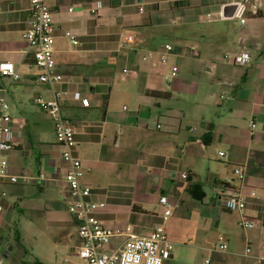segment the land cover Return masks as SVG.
<instances>
[{
    "label": "crops",
    "instance_id": "obj_1",
    "mask_svg": "<svg viewBox=\"0 0 264 264\" xmlns=\"http://www.w3.org/2000/svg\"><path fill=\"white\" fill-rule=\"evenodd\" d=\"M97 1L103 7L91 15ZM229 2L55 0L50 3L53 47L62 80L49 89L37 84L40 71L32 55L23 53L28 1L0 0V62L12 63L19 74L18 81L0 77V98L10 116L25 123L23 131L15 128L6 173L47 177L0 188V251L4 244H17L8 236L15 241L18 213L48 215L57 229L71 231L68 196L60 189L65 173L60 149L48 114L35 104L37 96L50 100L56 94L62 115L75 128V155L84 171L80 182L90 188V201L104 204L94 212L102 226L120 232L128 228L141 237L162 230L174 244L166 264H254L242 255L246 247L253 255L264 248V0ZM124 34L134 39L121 48ZM69 36L78 44H71ZM162 42L173 46L167 58L181 60L192 92H200L185 123L170 117L163 124L148 123L150 110L172 95L163 85L159 56L148 59L144 53ZM239 53L250 56L246 66L224 59ZM118 65L137 75L124 78ZM176 77H169L173 89L182 81ZM150 92L169 97L154 98ZM120 96L132 98V114L115 110ZM237 166L244 170L245 215L256 223L250 230H242L239 215L222 207L225 185H238ZM162 200L173 205L166 221ZM60 208L64 216L58 215ZM219 238L226 250L214 252ZM73 242L70 253L76 256L77 235ZM78 259L75 264H85Z\"/></svg>",
    "mask_w": 264,
    "mask_h": 264
},
{
    "label": "built area",
    "instance_id": "obj_2",
    "mask_svg": "<svg viewBox=\"0 0 264 264\" xmlns=\"http://www.w3.org/2000/svg\"><path fill=\"white\" fill-rule=\"evenodd\" d=\"M27 1V18L22 34L25 43L23 53L32 55L34 66L40 71L37 84L52 89L56 83L62 80V76L55 69L53 47V18L50 3L55 0ZM237 1L230 0L229 4L233 5ZM102 7V3L97 1L89 9V13L95 15ZM72 11V6L67 8V12L71 13ZM138 11L141 12L142 8L139 7ZM251 12L256 14L257 8L252 6ZM244 22L242 17L240 23ZM133 39V35L124 34L119 47L127 46ZM69 40L73 45L78 44L72 36H69ZM173 50V46L165 44L158 49L148 50L145 54L148 59L159 56L160 62L165 64L167 57L173 54ZM224 59L236 66H246L250 62V56L247 53L225 56ZM176 71L177 67L173 64L169 77L174 78ZM121 75L129 79L135 77L137 72L131 68H123ZM0 77L8 78L11 81L19 80V74L10 62H0ZM74 97L80 100L78 94H75ZM219 99L223 100V97L219 96ZM35 104L45 111L51 120L55 142L60 149L61 162L65 167V173L60 181V189L68 196L67 210L73 220L74 231L80 243L76 249V256L85 264H166L174 244L162 230L155 228L148 236L141 237L133 235L128 228L124 232H120L102 226L94 212L102 208L104 204L90 201V188L80 182L84 171L80 159L75 155V128L62 115L58 95L55 94L50 100H43L37 96ZM81 104L86 106V101L81 99ZM23 124V121L15 120L10 116L6 100L0 98V188L4 184H27L47 180L44 174L27 177L6 173L8 164L6 154L13 148L15 128L16 126L20 128ZM250 126L254 128V123L251 122ZM156 129H160V126L156 125ZM218 155L223 156V153L220 152ZM53 173L57 178L60 177L58 169H54ZM233 175L238 185L231 186L232 181L227 183L229 188L222 199V207L228 212H236L239 215L238 226L242 230L253 229L256 223L245 215V201L241 193L244 179L243 167H235ZM181 176L186 178L185 174ZM161 205L164 209L163 220L166 221L171 216L173 205L168 200H162ZM1 214L0 204V216ZM225 250L226 243L222 238H219L213 251L223 252ZM242 256L252 258L254 264H264V248L260 255H253L252 249L246 247Z\"/></svg>",
    "mask_w": 264,
    "mask_h": 264
},
{
    "label": "rangeland",
    "instance_id": "obj_3",
    "mask_svg": "<svg viewBox=\"0 0 264 264\" xmlns=\"http://www.w3.org/2000/svg\"><path fill=\"white\" fill-rule=\"evenodd\" d=\"M161 44L163 46V42ZM173 64L177 67L176 78L182 79L176 86V89H173L172 79L169 78ZM182 66L183 63L180 59H166L163 67V85L171 91L172 95L169 99L159 101V104L150 110L148 123H155L159 120L163 124V122H167V119L164 117L176 118L182 121V123H185L186 115L193 113L195 107L194 102L198 100L200 92L195 93L196 95L192 92V88L189 87L190 79L185 77ZM118 70H121L120 65H118ZM119 73L121 75V71ZM221 96L224 98L223 95ZM114 106L116 111H121L125 115L132 114L135 109L132 98L130 97H117ZM122 106L125 107L124 110L121 109ZM14 119L22 121L19 118ZM20 129L22 131L25 129V123ZM60 209L58 215L64 216L65 209ZM18 214L16 218L18 243H9L7 246L5 244L3 245V250L0 251V264H16L19 262L30 264L34 261L44 262L43 264L80 263V260L70 253V246L74 245L73 241L76 237L71 220H69L72 223L71 231L68 228L59 230L55 227V224L48 215L27 216ZM72 235H74V238H72ZM8 237L11 243H15L12 235L9 234ZM8 240L5 242H9ZM6 247H11L12 249L6 252ZM5 249L6 251H4ZM5 252L7 253L6 256H4Z\"/></svg>",
    "mask_w": 264,
    "mask_h": 264
},
{
    "label": "trees",
    "instance_id": "obj_4",
    "mask_svg": "<svg viewBox=\"0 0 264 264\" xmlns=\"http://www.w3.org/2000/svg\"><path fill=\"white\" fill-rule=\"evenodd\" d=\"M149 96L154 97V98H168L169 95L168 93H160V92H150ZM105 108V103L103 104V109ZM187 178V176H186ZM225 187L228 188V185H225ZM15 242L18 243V237H17V233L15 236Z\"/></svg>",
    "mask_w": 264,
    "mask_h": 264
},
{
    "label": "water",
    "instance_id": "obj_5",
    "mask_svg": "<svg viewBox=\"0 0 264 264\" xmlns=\"http://www.w3.org/2000/svg\"><path fill=\"white\" fill-rule=\"evenodd\" d=\"M10 249H11V247H8L6 252H8ZM6 252L4 253V256H6V255H7V253H6Z\"/></svg>",
    "mask_w": 264,
    "mask_h": 264
}]
</instances>
